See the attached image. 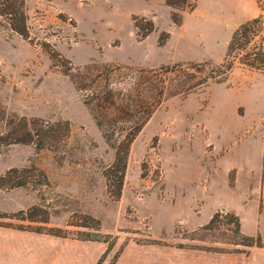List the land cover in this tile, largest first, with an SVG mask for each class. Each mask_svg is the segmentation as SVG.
<instances>
[{
    "label": "rangeland",
    "instance_id": "374dc122",
    "mask_svg": "<svg viewBox=\"0 0 264 264\" xmlns=\"http://www.w3.org/2000/svg\"><path fill=\"white\" fill-rule=\"evenodd\" d=\"M25 9L29 39L0 17V176L13 170L24 183L0 188V264H248L247 246L227 243L231 226L205 229L196 217L235 202L226 187L206 190L218 164L240 152L256 172L264 164V72L235 64L223 82L167 95L133 141L114 200L105 176L113 149L62 68L127 65L112 73L117 90L154 69L171 94L205 76L187 63L222 62L232 32L259 14L256 0H188L183 9L165 0H25ZM150 23L138 39L134 25ZM57 121L69 122L68 134L50 148L7 144L25 123Z\"/></svg>",
    "mask_w": 264,
    "mask_h": 264
},
{
    "label": "trees",
    "instance_id": "16d2710c",
    "mask_svg": "<svg viewBox=\"0 0 264 264\" xmlns=\"http://www.w3.org/2000/svg\"><path fill=\"white\" fill-rule=\"evenodd\" d=\"M165 3L173 8L183 9L188 5V0H165ZM259 14L241 23L231 34L225 51V56L221 63L214 64L210 61L190 62L186 68H196L198 73L204 72L205 76L199 80L174 89L171 94H166L163 82H157L152 77L154 69H138L141 75L138 82L130 81L125 90H117L116 84L112 83L111 77L114 70H119L122 65H101L92 62L83 67H73L70 63L62 68V72L69 76L75 89L83 92L82 101L88 109L106 143L113 149V161L107 168L105 176L110 186L114 200L121 195V185L125 174L126 162L130 147L141 132L142 128L151 118L153 112L165 100L167 95L174 96L181 92H187L208 81L223 82L227 79L235 64L244 68L264 72V0H256ZM0 17H3L5 26L12 32L18 34L23 39H29L27 27V14L25 0H0ZM174 24H179L180 17L171 14ZM136 35L138 39L145 38L152 30L153 24L143 28L137 24ZM168 38V34L159 36L158 44L162 45ZM122 68H129L127 65ZM161 69L169 72L176 68V65L160 66ZM208 69V71H205ZM134 80V79H133ZM144 89V92H137ZM30 125H33L30 123ZM38 127H28L24 124L25 133L20 136L12 135L11 143H34L36 150L45 147L50 148L56 141L63 140L69 130L68 121H57L55 123L43 124ZM13 170L7 171L0 176V188L11 189L22 186L24 183L18 177L11 174ZM9 176L8 180L5 177ZM220 218H223L221 220ZM219 224L231 226L228 230L233 234V240L227 241L229 244L242 246H260L258 236H247L240 231L239 218L233 212L215 211L209 222L204 225L205 229H213Z\"/></svg>",
    "mask_w": 264,
    "mask_h": 264
},
{
    "label": "crops",
    "instance_id": "0c3cea01",
    "mask_svg": "<svg viewBox=\"0 0 264 264\" xmlns=\"http://www.w3.org/2000/svg\"><path fill=\"white\" fill-rule=\"evenodd\" d=\"M230 147L227 145L223 149L225 152L223 156L228 154ZM262 155L264 156L263 151H261L260 156L263 162ZM262 164L259 165V171L256 172L257 168L253 166L250 154L243 152L238 153V158L233 162L218 164L216 166L217 176L214 178L210 176L209 179H206V183L209 184L206 186V190L212 192V190L225 189L226 187L232 192V199L235 202L227 206L215 207L205 220L198 219L200 214L196 217L197 224L203 225L209 222L212 212L220 210L236 214L239 218L241 233L247 236H258L261 242L260 246L246 247L248 248V264H264V169ZM221 167L222 174L218 177ZM230 170H234L233 184L227 183L228 180L226 179V174Z\"/></svg>",
    "mask_w": 264,
    "mask_h": 264
}]
</instances>
